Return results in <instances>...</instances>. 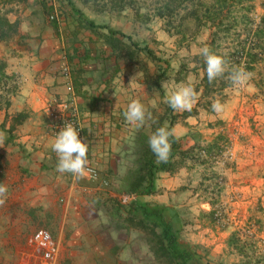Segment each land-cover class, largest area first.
Instances as JSON below:
<instances>
[{"label":"rangeland","instance_id":"1","mask_svg":"<svg viewBox=\"0 0 264 264\" xmlns=\"http://www.w3.org/2000/svg\"><path fill=\"white\" fill-rule=\"evenodd\" d=\"M1 1L8 6H3L0 18L6 17L7 11L18 12L20 8L15 5L30 3L28 0ZM119 1L44 0L43 8L51 23L55 21L52 15L63 22L62 15L67 17L75 12L78 17L83 14L97 25L113 24L119 30H127L133 41L148 45L163 60L155 62L146 51H137L128 38L115 35L107 45L119 66L127 65L129 60L130 65L135 63L136 72L150 79L152 89L159 93L156 80L164 73L161 85L167 96L186 84L195 88L197 96L191 111H174L165 98L157 112L147 116L141 125L144 132L132 145L128 157L135 166L131 165L129 173L122 172L125 176L119 180V197L126 195L128 200L122 203L118 197L119 209L115 211L118 215L114 222L109 218L110 224L104 223L111 233L105 234V242L115 244L114 255L106 263L175 264L156 253V237L151 228L144 229L135 224L142 216L132 211L131 203L140 198L152 205L168 206V215L181 227L182 239L199 246L208 254L211 264H246L240 252L229 243L235 232L250 256L256 255L257 261L261 257L260 264H263L264 61L259 62L255 70L247 72L249 77L243 86L232 85L222 93L216 91L208 95L203 83L205 70L198 56L200 48L210 40L212 30L210 25L190 15L196 11L203 16L205 6L216 0H184L183 4L171 5L169 9H166V0ZM12 3L14 6L11 7ZM227 5L224 11L230 9L231 14L241 16L246 13L245 6L238 0H229ZM252 5L250 16L258 23L264 15V0H253ZM5 30L14 35L15 29L6 26ZM95 32L99 41L103 33L101 30ZM226 46H234L233 41L224 42L223 47ZM224 51L227 52V48ZM10 85H13L11 81ZM217 100L224 105V111L219 114L211 109ZM13 114L9 117L11 122ZM177 124L178 128H175ZM159 127H167L172 135L180 138L181 148L172 160L170 171L156 172V192L138 197L129 190L132 182L145 173V163L141 161L153 156L161 163L148 144L149 137ZM104 179L108 181V187L111 183ZM105 212L107 221L111 211L106 209ZM48 230L54 235L53 230ZM36 256L32 264H41V258Z\"/></svg>","mask_w":264,"mask_h":264},{"label":"crops","instance_id":"2","mask_svg":"<svg viewBox=\"0 0 264 264\" xmlns=\"http://www.w3.org/2000/svg\"><path fill=\"white\" fill-rule=\"evenodd\" d=\"M28 1L15 5L20 9L14 14L7 11L9 22L17 23L14 35L3 36L0 29V61L18 86L8 113L29 112L11 131V120L4 124L7 110H0V184L7 189L0 198V264L35 263L41 254L34 235L45 227L53 230L59 248L56 264H108L115 244L105 242L111 233L104 223L118 215L119 180L134 164L129 153L144 132L124 113L138 99L146 117L151 116L167 95L153 90L135 63L115 62L107 45L115 35L108 28L87 26L75 12L51 23L44 0ZM3 6L8 5L0 0V11ZM95 30L103 33L99 41ZM54 98L74 99L84 124L88 164L109 180L108 187L57 171L53 123L46 111ZM106 209L111 211L107 221Z\"/></svg>","mask_w":264,"mask_h":264},{"label":"trees","instance_id":"3","mask_svg":"<svg viewBox=\"0 0 264 264\" xmlns=\"http://www.w3.org/2000/svg\"><path fill=\"white\" fill-rule=\"evenodd\" d=\"M125 0H120L123 3ZM184 0H166V9H169L171 5L183 4ZM229 0H216L210 5H206V11L203 16H199L196 11L191 18L200 20L205 25H210L212 30L210 40L206 43L212 51L221 55L226 61V71L223 75L217 77L212 82L207 79L206 71L203 77L205 92L222 93L227 87L233 85L230 74L233 68H242L246 72H251L256 69L259 62L264 61V15L261 16L260 21L256 23L255 19L250 16L253 10V0H238V3L245 6L246 13L241 16L231 14V10L224 11L228 6ZM236 1L237 0H233ZM247 2L246 5L244 3ZM164 13L161 12L160 15ZM84 20L90 27H104L108 28L111 34L119 35L123 38H128L132 45L135 46L137 51H146L152 60L155 62H161L163 59L159 57L156 52L148 45L142 46L135 41L131 35H127L122 31L114 30L109 25H97L94 21L84 18L83 14L79 15V20ZM15 29L17 23H10L6 17L0 18V29L2 35H7L5 27ZM233 41L234 46L223 47V43L227 41ZM238 43V45L236 44ZM227 48V52L224 49ZM133 56V55H131ZM130 56V57H131ZM202 66L205 70L206 65L204 58L199 55ZM164 72V71H163ZM162 74L157 76L156 87L160 91L163 97L166 96L165 91L161 85ZM15 77L9 75L6 72V64L0 61V110L6 109L7 115L4 124L9 119L10 114L8 109L12 105V96L16 95L18 86L14 84ZM10 81L13 83L12 87ZM29 117V113L22 111L15 113L11 116L12 125L10 130L13 131L17 125L22 124ZM180 138L172 135L170 137L171 152L166 162L157 163L153 156L148 157L141 162L145 163V173L139 175V177L132 182L129 193H135L138 197L143 195H152L156 192V172L158 171H170L172 160L176 156L177 152L181 148ZM135 166V163H134ZM132 211L141 213L142 218L136 221V225L152 230L156 237L155 251L157 254L172 260L175 264H211L208 259V254L201 251L200 247L182 239L181 227L176 223L173 217L168 215L169 208L166 205H152L147 202L141 201L140 198H136L131 203ZM132 220V219H130ZM135 222V221H132ZM159 228V232L157 229ZM229 243L240 252L242 259L246 264H260V259L255 260V256L252 257L246 251V245H243L241 239L238 237V233L235 232L229 238ZM264 264V256L262 257Z\"/></svg>","mask_w":264,"mask_h":264},{"label":"clouds","instance_id":"4","mask_svg":"<svg viewBox=\"0 0 264 264\" xmlns=\"http://www.w3.org/2000/svg\"><path fill=\"white\" fill-rule=\"evenodd\" d=\"M199 54L204 58L207 79L212 82L226 71V61L205 45L199 50ZM139 75V74H138ZM137 75V76H138ZM249 74L242 68H233L230 74L233 85L243 86L248 80ZM196 90L191 84L178 86L166 97V102L174 111H191L196 101ZM214 113H222L224 105L215 101L211 105ZM125 119L130 124L143 125L146 119L144 105L138 100H132L124 113ZM172 132L167 127H159L148 140L149 147L157 160L166 162L171 152L170 137ZM2 139V134H0ZM52 151L58 157L57 171L60 173H70L76 177L86 175L88 169V145L79 138V131L72 124L64 125L58 131L52 144ZM75 154V155H74ZM7 189L0 184V198L6 195ZM3 200L0 199V203Z\"/></svg>","mask_w":264,"mask_h":264},{"label":"built area","instance_id":"5","mask_svg":"<svg viewBox=\"0 0 264 264\" xmlns=\"http://www.w3.org/2000/svg\"><path fill=\"white\" fill-rule=\"evenodd\" d=\"M51 18L56 22L59 21V17H56L54 15H52ZM46 111L48 115L51 116L52 118L54 137H56L58 131H60V129L63 128L64 125L72 124L79 131V138L86 143L87 139L84 131L82 116L79 112L77 105L75 104L74 99H69V98L50 99L47 102ZM87 167L89 171H87L85 176L89 180L99 181L103 186L108 185V181L101 176V173L98 168H96L91 164H88ZM72 176L77 178L74 175ZM119 199H120L119 201L122 203L123 202L125 203L128 200L126 195L120 196ZM34 240L38 246V249L40 250V254H41L40 263L56 264L59 248L53 238L51 231L46 228L39 229L34 235Z\"/></svg>","mask_w":264,"mask_h":264}]
</instances>
